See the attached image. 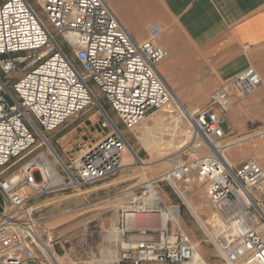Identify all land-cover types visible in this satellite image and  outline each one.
Masks as SVG:
<instances>
[{
    "label": "built area",
    "instance_id": "built-area-1",
    "mask_svg": "<svg viewBox=\"0 0 264 264\" xmlns=\"http://www.w3.org/2000/svg\"><path fill=\"white\" fill-rule=\"evenodd\" d=\"M32 2L0 0V264H60L53 242L38 233L40 222L29 206L32 199L115 174L126 152L133 166L143 165L102 109L101 127L110 132L84 146L71 164L58 158L57 182L50 185L52 179L41 168L48 158L38 149L44 145L53 154L46 135L99 105L92 87L130 130L173 101L157 70L168 52L158 43L156 25L138 42L105 0H37L47 22ZM13 73L18 77L10 84ZM261 82L249 66L213 90L205 107L193 112L183 108L190 129L184 149L194 155L183 162L171 160L163 173L123 190L127 197L116 217L120 248L114 264L192 261L196 245L173 220L174 213L180 218L179 205L160 202L158 185L167 183L186 205L193 176L204 184L219 223L218 231L206 236L222 263L264 264V170L253 157L238 165L228 160L224 153L231 144L222 143L225 134L220 128L231 107V91L240 100ZM139 215L159 223L136 224Z\"/></svg>",
    "mask_w": 264,
    "mask_h": 264
},
{
    "label": "crops",
    "instance_id": "crops-1",
    "mask_svg": "<svg viewBox=\"0 0 264 264\" xmlns=\"http://www.w3.org/2000/svg\"><path fill=\"white\" fill-rule=\"evenodd\" d=\"M105 2L130 36L138 42L147 38L152 25L159 28L158 43L168 54L158 63L157 70L171 91L185 101L189 109L198 110L205 107L213 90L225 85L235 73L246 67L251 66L259 73L262 82L253 92L238 100L231 91V107L221 120L229 125L222 143L231 144L227 156L233 164L238 165L243 160L253 157L264 170V140L257 143V150L253 153L239 157L231 153V149L240 146L245 140L239 136L245 132L247 123L264 120V0H105ZM208 72L212 74V87L202 86L198 91L197 100L194 101L191 96L181 93L183 86L208 84ZM92 89L99 97L97 89L95 87ZM153 113L151 112L149 116ZM94 142L87 137L82 145ZM127 159L126 156L124 164L129 163ZM128 169L130 168H124L122 165L116 173L122 171L123 175L125 174L123 171ZM110 176L81 186L85 188L79 198L71 196L70 200H63L54 196L41 199L48 192L34 198L36 202L33 207L40 208L53 203L54 207L58 208L70 201V208L83 206L117 209L119 212L120 206L126 200L121 202L120 198L126 195L123 190L127 187L113 191L121 182L118 180L119 176L108 179ZM199 245L203 259L208 264H215L212 258L219 256L214 247L207 248L201 241Z\"/></svg>",
    "mask_w": 264,
    "mask_h": 264
},
{
    "label": "rangeland",
    "instance_id": "rangeland-1",
    "mask_svg": "<svg viewBox=\"0 0 264 264\" xmlns=\"http://www.w3.org/2000/svg\"><path fill=\"white\" fill-rule=\"evenodd\" d=\"M33 6L40 16V18L46 21L45 14L41 9L37 0H33ZM61 40V38H60ZM71 56V54H70ZM18 77L17 73H13L9 79V83ZM208 84H192L183 86L181 93L191 96V99L194 101L198 99V91L203 87H212L211 80L212 74L207 73ZM176 95V94H175ZM176 97L181 101L185 108L189 109L186 105V102L181 100L179 96ZM99 105H91L87 108L86 111L79 113V115L72 120H70L66 125H63L58 131H54L46 135L51 147L53 148L51 154L45 148V146L39 147V151H44L46 154L49 163L54 166L56 170H59L57 165V159L61 158L63 162L67 165L71 164L74 160L78 158L81 153V150L84 148L82 145L86 142L87 137L92 140V142L97 141L104 136H106L110 129L102 128L101 122L105 113L111 118V120L116 124V126L124 134L128 144L133 149V151L142 159V161L149 165V168H143V166H124V168H130L124 170L123 173H128L131 171H136L139 173V178L130 183H120L119 186L115 189H124L126 187H131L138 185L145 180L158 176L167 170L168 165L163 163L160 159L161 156L159 153H154V156H151L147 150L143 147L141 142L138 140L136 134H139L138 131L144 126H152V119L155 115H161L158 111H154L152 116H147L141 124L136 126L134 129L130 130L124 127L121 121L118 119L117 115L112 111V109L107 105L105 100L98 97ZM174 108V114L177 113V109L172 104ZM105 111V113L102 111ZM190 111H196L194 109H189ZM171 120V119H170ZM189 127V125L187 124ZM228 123L221 122L220 128L223 130L224 134L228 130ZM244 141H242L240 146H236L231 149V153L235 157L253 153L257 150V143L260 140H264V120L249 121L246 126V130L241 136ZM180 139H176L175 143L178 144ZM231 147V146H230ZM230 147L228 150H230ZM227 150V151H228ZM227 151L224 153V156L228 159ZM169 158L177 162H183L189 160L192 156V150L181 149L179 152H172L169 150ZM200 155V153L198 154ZM56 156V157H55ZM131 161L132 156L128 152L125 157ZM124 157V158H125ZM264 157V156H263ZM26 160V159H25ZM25 160L18 162L16 165L11 167L6 171L5 175L15 171ZM229 160V159H228ZM167 166V167H163ZM122 171L115 173L108 177V179H114L121 175ZM35 181L40 180L38 173L34 175ZM118 179V180H119ZM192 189L188 193V197L196 205H201L200 215L205 219L213 220V209L209 204L204 184L199 181L196 177L193 176L191 179ZM85 187L79 188H65L52 190L48 194L41 197V199L50 198V197H59L63 200H70L71 196L79 198L81 196V191ZM158 190L162 197L164 198V204H177L180 208V221L178 226L190 237L192 242L196 245V248L199 250L201 244L206 245L207 248H212L211 243L209 242L206 232L200 226L195 216L188 209L187 205H184L172 192L169 185L165 182L159 183ZM29 194H33L31 191ZM127 197L126 195L121 196V202L124 201ZM36 200H31L29 206L33 210V216L39 220L40 224L38 227V233L43 238V240H51L54 244L55 252L58 257L62 259L63 264H114V262H104L102 257L109 249H116L117 254L120 248V238L114 242H109L105 235L109 232L112 227L113 221L118 216L119 212L117 209H106V208H83V206H77L76 208H70V201L62 204L60 207L55 208L54 204H47L40 208L33 207ZM147 217V218H146ZM154 218V217H153ZM148 216L142 215L140 218L139 225L146 224H156L154 219ZM152 219V220H151ZM146 221V222H145ZM212 234H215L216 231L210 227ZM203 258V257H202ZM103 260V261H102ZM204 260V259H203ZM215 264H223L220 259L216 256L212 258ZM205 264H208L205 261ZM60 263V264H62Z\"/></svg>",
    "mask_w": 264,
    "mask_h": 264
},
{
    "label": "bare ground",
    "instance_id": "bare-ground-1",
    "mask_svg": "<svg viewBox=\"0 0 264 264\" xmlns=\"http://www.w3.org/2000/svg\"><path fill=\"white\" fill-rule=\"evenodd\" d=\"M172 92V98L173 101L168 104L167 106L163 107L159 110V112L164 114L155 115L154 117H151L152 119V126H144L143 128H140L138 131L139 134H136L138 140L141 142L145 150L148 151V153L151 156H154V153H159L161 156V160L163 163H166L167 165L172 160L169 158V150H172V152H179L181 149L187 146V144L190 143V129L187 126L188 122L183 116V108L185 107L181 101L176 97L175 93ZM176 107L178 110L176 114H174V108L172 106ZM154 114V113H153ZM151 114L150 116H152ZM171 119V120H170ZM176 139H180V142L178 144L175 143ZM242 141V140H241ZM235 142V141H234ZM238 142V141H237ZM126 152L124 154H127ZM194 155V152L192 153ZM56 157V156H55ZM124 157H123V166H129L132 163L129 161V163L124 164ZM129 160V159H127ZM41 168L46 171L48 176L52 179L50 182V185H54L57 180L55 177L57 176V171L52 166L47 159L42 160ZM143 168H149V165L143 163ZM167 167V166H163ZM139 173L136 171H131L129 173H125L120 176L119 182L121 183H130L135 181L139 178ZM25 191H29L28 188L24 189ZM160 202H164V198L162 195H159ZM185 203L188 207V209L191 211V213L195 216L200 226L204 229L205 232L212 235V232L210 231V227L214 229L216 232L219 229V223H217L216 218L213 217V220L210 219H203L200 215V209L201 205H196L192 202L190 197L187 195L184 196ZM142 215L137 216L136 218V224H139L140 218ZM147 218V217H146ZM153 218V217H152ZM155 223H159V219L153 218ZM152 220V219H151ZM174 222H179V217L174 213L173 215ZM146 222V221H145ZM105 238L109 242L116 243L119 240V233L116 230V219L112 223V227L109 230V232L105 235ZM50 240V239H49ZM108 251L103 254L104 262H114L117 258V250L116 249H107ZM60 263H62V259H58ZM103 261V260H102ZM63 264V263H62ZM188 264H205L202 256L200 255V252L198 249H196L192 261H190ZM242 264H253V262L246 261Z\"/></svg>",
    "mask_w": 264,
    "mask_h": 264
}]
</instances>
